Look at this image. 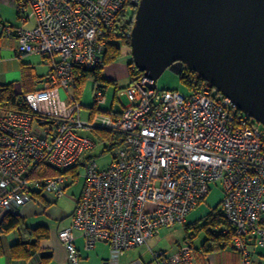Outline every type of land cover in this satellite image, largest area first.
I'll list each match as a JSON object with an SVG mask.
<instances>
[{
  "label": "built area",
  "instance_id": "obj_1",
  "mask_svg": "<svg viewBox=\"0 0 264 264\" xmlns=\"http://www.w3.org/2000/svg\"><path fill=\"white\" fill-rule=\"evenodd\" d=\"M140 1L12 0L22 22L34 20L31 28L3 26L15 34L16 55H40L49 72L42 89L19 94L22 110L0 112V223L7 214L19 215L36 194L47 202L63 195L71 177L35 178L39 164L61 172L82 164L71 223L57 237L69 264L79 258L75 232L87 251L103 242L118 258L147 246L163 228L184 225L211 184L220 183V208L238 264H260L255 251L264 249V125L214 88L159 90L144 75L117 90L129 102L121 111L81 120V105L70 93L76 70L103 65L111 37L121 34V23L133 21ZM130 30L122 35L129 39ZM94 93L95 105L105 102L104 90ZM93 129L119 136L103 169L92 156L86 160L97 145L85 134ZM192 251L188 242L171 255L149 248L147 264H195Z\"/></svg>",
  "mask_w": 264,
  "mask_h": 264
},
{
  "label": "water",
  "instance_id": "obj_2",
  "mask_svg": "<svg viewBox=\"0 0 264 264\" xmlns=\"http://www.w3.org/2000/svg\"><path fill=\"white\" fill-rule=\"evenodd\" d=\"M129 41L155 86L186 67L264 125V0H141Z\"/></svg>",
  "mask_w": 264,
  "mask_h": 264
},
{
  "label": "rangeland",
  "instance_id": "obj_3",
  "mask_svg": "<svg viewBox=\"0 0 264 264\" xmlns=\"http://www.w3.org/2000/svg\"><path fill=\"white\" fill-rule=\"evenodd\" d=\"M130 12L131 16H133V9L130 10ZM32 25L33 22L30 21L28 26L31 27ZM121 52V57L115 63L105 66L104 70L102 71L103 77L110 81H115L116 86L113 83L106 84V94L104 95L105 102L102 104H96V107H94L95 109L107 112L112 108L121 110L123 106H126L129 103L125 96L120 97L119 92H116L117 89L126 87L129 82L128 67H134L130 48L123 46L121 48ZM14 60L16 61L13 64H9L8 68L11 67V69L15 70H10V72H15V76L17 77L15 80H19L20 73L18 68H20L21 60H19L16 56ZM12 76H14V73ZM156 87L159 90H175L182 94H188L190 92L188 85L181 82L179 74L170 69H167L158 75ZM71 92H74V89H71L70 93ZM94 94L93 80L87 78L83 83V87L78 98V103L81 105L80 117L82 121H89L91 115L97 113V111H91V107L94 105ZM60 96L62 99L67 98V94L62 90L60 91ZM103 146V144L97 143L95 148L89 152V155L92 156L93 160L96 161L98 169L106 168L112 162V155L110 152H105L102 154ZM77 173V180H75L74 183H70L66 186L63 195L60 198H50L52 201L47 199V202L39 196L35 198L33 197V206L31 208L32 211L28 214V216L25 217L26 224L28 226H46L48 229L56 232V230L64 228V226L70 222L75 202L78 199L83 186V176L85 173L84 168L82 167L78 169ZM222 197L223 192L221 184H211L210 191L207 197L204 199V202L189 213L187 217V223H197V225L200 227L203 222L202 219L214 208L219 207ZM186 234H188L190 237L193 236L192 241H189L188 243L193 248L192 258L196 263L198 257L200 258L199 254L201 252L199 250L205 239V232L200 230L198 233H195L194 229L192 228L185 232L182 226L163 228L147 243V246L123 251L118 256L116 263L131 264L138 260H142L144 263H147L151 258L149 248L152 251H162L167 255H171L177 250L178 245L186 243ZM5 239L8 240V238ZM77 243L80 245V240H78ZM233 253L235 254V252L232 250H224L222 252L216 253L215 256L218 258V261L221 264H227V259L230 261ZM255 254L260 264H264V249L257 248ZM82 255H90L92 258H96L100 261H110L112 257L110 249L103 244H98L96 248L89 253L81 251V256Z\"/></svg>",
  "mask_w": 264,
  "mask_h": 264
},
{
  "label": "trees",
  "instance_id": "obj_4",
  "mask_svg": "<svg viewBox=\"0 0 264 264\" xmlns=\"http://www.w3.org/2000/svg\"><path fill=\"white\" fill-rule=\"evenodd\" d=\"M132 24L133 21H127L121 23V26L117 28L118 31L121 32V34L113 35L111 37L112 40L108 43L107 50L104 55V62L101 67L95 69L79 68L76 70L77 78L74 85L73 95L76 100H78L79 94L81 93L83 87V83L87 78L93 80L94 90H104L107 83H113L116 86L115 81H109L103 77L102 71L105 66L115 63L121 57V48L123 46H126L128 48L130 47L129 39L122 34H124L125 31L130 30ZM128 71V85L136 76L143 75V73L139 72L136 68L134 69L128 67ZM22 76V82H27L29 75H27V72L25 70L22 72ZM179 78L181 82L188 85L190 89L201 85L209 86L196 73L186 67H184L179 73ZM30 79L33 80V78ZM18 97L19 94L15 92L13 85H0V112L22 110L23 108H21V106L19 105ZM94 105L91 107V109L95 111L94 107L96 105ZM91 134L92 136L90 137H95L100 142L111 143V146L109 148L105 147V149H103L102 154L105 152H109L111 148L118 145L120 142L119 136H116V134L110 132L93 129ZM90 158L92 157L87 156L86 160ZM81 165L82 164H78L69 170L61 172L47 166L44 163H41L34 169L32 176L35 178H42L63 173L71 177L70 183H74L78 178L77 171L78 169H80ZM203 202L204 200L201 203ZM202 221L203 222L200 227L197 225V223L189 224L187 222L182 225V227L184 228L185 232L189 231L191 228L194 229L195 233H198L200 230H203L205 232V239L200 247L203 253L212 254L222 252L226 249L230 250L232 247V237L230 233L231 227L222 213L220 204L219 207H216L211 212H209L202 219ZM226 230H228V233H225ZM11 233L17 234L16 243L12 244L8 248V255L11 259L14 260H30L33 256L42 251L40 243L42 241L48 240L50 237V231L46 226L30 227L26 224L25 218L21 217L20 215L7 214L0 223V257L5 254L3 239ZM192 238L193 236L190 237L188 236V234H186L185 241H192ZM48 262L49 258H42V264H48Z\"/></svg>",
  "mask_w": 264,
  "mask_h": 264
},
{
  "label": "crops",
  "instance_id": "obj_5",
  "mask_svg": "<svg viewBox=\"0 0 264 264\" xmlns=\"http://www.w3.org/2000/svg\"><path fill=\"white\" fill-rule=\"evenodd\" d=\"M30 21L33 22V25L31 26V27H33L34 26V20L32 18L26 23L21 21L17 10L12 5V0H0V85H9V84L13 85L15 92L18 94L32 93L34 91H38V90L42 89L43 84H44V80L46 79V76L49 72L48 65L45 63L43 57H41L40 55H36V54L34 55L33 54V55L17 56L16 51H15V48H16L15 34L14 33L7 34L3 28L4 25L11 26L14 29H17L20 27L31 28L30 26H28ZM15 56L19 60H21L20 61V68H18L19 73H20L19 80H15L17 78L15 76L16 75L15 72H13L14 76H12L13 73L10 72V70H12V71H15V70L11 69V67L8 68L9 64H13L16 61V60H14ZM24 70L27 72V75H29L27 82H25V83L22 82V77H23L22 72ZM30 78H33V80ZM106 80H108V79H106ZM71 89H74V86ZM71 93L74 95V92H71ZM104 94H106V88L104 89ZM91 111H93V112L99 111L102 113H107V114L113 115V114H115L121 110H117V109L112 108L108 112L107 111H100L98 109H95V111L93 109H91ZM93 115L94 114H92L91 117ZM91 132H86L85 134L90 137V136H92ZM90 138L93 141H95L96 143L101 144V142L98 139H96L95 137H90ZM88 156L90 157V155H88ZM37 196L44 199L39 194L34 195V197H37ZM32 206H33V203H29V204H26L23 207H21L19 210V215L23 218L28 216V214L32 211L31 210ZM25 220H26V218H25ZM70 223H71V220L66 226H64V228L69 226ZM49 231H50L49 239L42 241L40 243V247H41L42 251L27 261L14 260V259H11L8 255V248L12 244L16 243L17 234L11 233V234L7 235L6 237H4L3 247L5 250V254L0 257V264H42V258H44V257L49 258L48 264H69L67 251H66L64 245L59 241V239L57 237V231L58 230H56V232H53L52 230L49 229ZM75 236H76L75 247L78 251V256H79L77 264H105V263H109V262H113V264H117L116 261L118 258L116 256H114L112 252H111L112 257H111L110 261H108V260L100 261L96 258H92L90 255H82L81 256V251H84L85 253H89L90 251L94 250L98 244H103V245L107 246L108 248H109V246L106 243L97 242L94 245V248L92 250L87 251L85 249V246H84V240L81 237L80 233L75 232ZM5 238H8V240ZM78 240H80V245L77 243ZM226 250H229V249H226ZM199 251L201 252L199 254L200 258L198 257V260L195 264H221L218 261V258L215 256L216 253L205 254V253H203V251L201 249ZM230 251H231V249H230ZM256 259H257V257H256ZM141 262L144 263L142 260H141ZM149 262H147V263H149ZM238 262H239V257L236 253L235 254L233 253V256L230 258V261H228V259H227V264H238ZM147 263H144V264H147ZM225 263H226V261H225Z\"/></svg>",
  "mask_w": 264,
  "mask_h": 264
}]
</instances>
